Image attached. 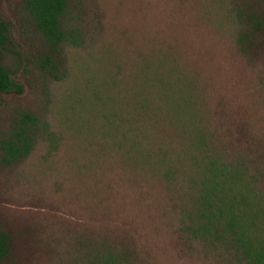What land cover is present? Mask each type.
Masks as SVG:
<instances>
[{"label":"rangeland","instance_id":"1","mask_svg":"<svg viewBox=\"0 0 264 264\" xmlns=\"http://www.w3.org/2000/svg\"><path fill=\"white\" fill-rule=\"evenodd\" d=\"M240 11L261 23L247 54ZM64 18L78 43L55 52L24 0H0V65L22 88L0 91V264H86L106 242L137 264H222L179 230L180 182L167 184L153 153L160 145L186 161L177 132L196 119L264 190V0H68ZM24 112L35 141L8 163L5 141Z\"/></svg>","mask_w":264,"mask_h":264},{"label":"trees","instance_id":"2","mask_svg":"<svg viewBox=\"0 0 264 264\" xmlns=\"http://www.w3.org/2000/svg\"><path fill=\"white\" fill-rule=\"evenodd\" d=\"M24 4L34 27L51 50L57 52L61 45L78 43V36L67 27L64 18L68 0H24ZM235 18L236 44L247 54L261 23L243 11L237 12ZM6 30V23L0 20V50L7 40ZM21 89L0 65V91ZM183 101L189 103L188 99ZM147 107L139 103L140 110ZM171 112L177 118L179 113ZM189 123L191 127L177 132L180 142L187 147V162L160 145L153 153L155 166L161 168L167 184L180 182L179 187L170 189L176 192L179 230L211 247L222 264H264V190L259 174L251 171L239 155H230L216 131L196 119ZM36 134L35 118L22 113L5 141L4 159L10 163L26 156ZM151 144L148 142L146 147L148 155ZM184 161L187 165L181 167ZM104 244L88 253L86 264H137L127 250ZM8 251L9 236L0 228V260Z\"/></svg>","mask_w":264,"mask_h":264}]
</instances>
